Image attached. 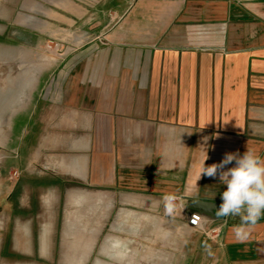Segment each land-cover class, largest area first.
Segmentation results:
<instances>
[{
  "label": "crops",
  "instance_id": "crops-1",
  "mask_svg": "<svg viewBox=\"0 0 264 264\" xmlns=\"http://www.w3.org/2000/svg\"><path fill=\"white\" fill-rule=\"evenodd\" d=\"M51 7L57 12L48 18L79 27L83 43L55 71L28 81L30 112L16 131L40 125L74 134L68 152L57 145L60 171L135 198L126 204L132 209L152 205L157 217L137 228L150 229L153 240H177L182 252L213 254L214 263L263 264L264 214L241 239L239 217H216L226 185L197 179L206 156V167L247 150L264 159V0H54ZM166 193L177 195L176 219L161 211ZM192 201L210 205L214 214H201L216 231L211 238L188 226Z\"/></svg>",
  "mask_w": 264,
  "mask_h": 264
},
{
  "label": "rangeland",
  "instance_id": "rangeland-1",
  "mask_svg": "<svg viewBox=\"0 0 264 264\" xmlns=\"http://www.w3.org/2000/svg\"><path fill=\"white\" fill-rule=\"evenodd\" d=\"M53 1L0 0V264H220L137 228L157 217L152 205L132 209L135 198L60 171L57 145L68 152L74 134L16 131L30 112L28 81L83 43L79 27L48 18Z\"/></svg>",
  "mask_w": 264,
  "mask_h": 264
},
{
  "label": "clouds",
  "instance_id": "clouds-1",
  "mask_svg": "<svg viewBox=\"0 0 264 264\" xmlns=\"http://www.w3.org/2000/svg\"><path fill=\"white\" fill-rule=\"evenodd\" d=\"M130 142V138H127ZM206 158L200 164L198 179L201 174L219 178L226 190L221 194L222 203L216 211V217L236 216L241 220L236 234L241 239L247 238L261 215L264 214V159L251 150L243 155L226 153L219 163L205 166ZM234 166L227 168V165ZM215 196V195H214ZM214 198V197H213ZM177 195L166 193L162 197L164 212L174 216L177 211Z\"/></svg>",
  "mask_w": 264,
  "mask_h": 264
},
{
  "label": "built area",
  "instance_id": "built-area-1",
  "mask_svg": "<svg viewBox=\"0 0 264 264\" xmlns=\"http://www.w3.org/2000/svg\"><path fill=\"white\" fill-rule=\"evenodd\" d=\"M187 224L189 227L203 233L207 238H211L216 234L215 230H208L206 228V223L204 222L203 215L199 212H191L187 217Z\"/></svg>",
  "mask_w": 264,
  "mask_h": 264
},
{
  "label": "water",
  "instance_id": "water-1",
  "mask_svg": "<svg viewBox=\"0 0 264 264\" xmlns=\"http://www.w3.org/2000/svg\"><path fill=\"white\" fill-rule=\"evenodd\" d=\"M208 207L210 208L209 204L206 203H202V202H198V201H192L189 205V208L192 211H197L200 212L202 214H206V215H213L214 213L211 212Z\"/></svg>",
  "mask_w": 264,
  "mask_h": 264
}]
</instances>
